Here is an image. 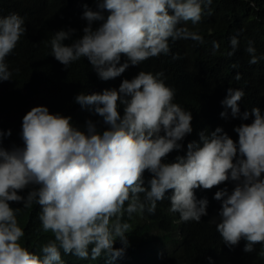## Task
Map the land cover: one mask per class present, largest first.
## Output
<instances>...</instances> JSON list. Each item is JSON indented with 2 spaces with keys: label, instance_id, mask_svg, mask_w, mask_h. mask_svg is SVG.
Here are the masks:
<instances>
[{
  "label": "clouds",
  "instance_id": "obj_1",
  "mask_svg": "<svg viewBox=\"0 0 264 264\" xmlns=\"http://www.w3.org/2000/svg\"><path fill=\"white\" fill-rule=\"evenodd\" d=\"M211 5L212 0H98L96 11L83 5L82 36L72 39L71 28L53 34L51 56L66 69L86 58L98 78L109 81L130 66L167 56L170 41L204 44L187 24L211 16ZM25 34L24 17L0 16V81L12 80L6 57ZM238 35L230 39L229 56L239 48ZM218 47L214 41L213 52ZM245 51L249 64L264 60L251 41ZM166 80L163 71H139L118 88L78 93L75 103L99 117L86 120L82 128L73 125L71 116L37 106L22 118L21 146L4 147L11 130L0 131V264H65L62 252L80 260L104 257L113 264L128 247L131 225L125 216L154 214L171 190L169 211L180 222L199 223L208 214L209 201L198 199L195 190L225 182L233 185L231 191L223 187L213 197L220 202L213 223L224 245L231 250L243 240L244 253L257 244L264 249V112L253 107L241 113L239 102L246 93L229 88L220 116L227 119L230 110L234 119L252 117L251 123L234 127L238 139L221 127L205 129L198 141L187 144L184 155L167 162L168 154L183 150L181 142L193 132V117L174 102L176 89ZM145 171L151 177L147 182ZM25 189L26 195L19 194ZM10 202L24 209L40 207L41 229L53 238L38 252L23 244L25 231L17 219L21 208ZM117 241L122 247L114 248ZM259 255L264 257V251Z\"/></svg>",
  "mask_w": 264,
  "mask_h": 264
},
{
  "label": "trees",
  "instance_id": "obj_2",
  "mask_svg": "<svg viewBox=\"0 0 264 264\" xmlns=\"http://www.w3.org/2000/svg\"><path fill=\"white\" fill-rule=\"evenodd\" d=\"M98 0H0V16L18 13L25 18L26 34L12 54L6 57L12 80L0 81V131L11 130V136L4 139L3 146L22 145L19 138L23 116L33 107L45 106L50 113H61L72 117L76 127H83L88 119L98 120L86 109L74 101L80 93L91 94L104 89L118 88L123 79H132L139 71L161 72L167 77L166 83L176 89L174 102L191 111L193 132L181 142L182 151L168 154L167 162L178 155H184L187 144L198 141V133L207 129L214 131L221 127L234 141L238 135L234 127L249 120L222 118L224 111L221 101L229 88H242L246 95L239 102L240 112L259 107L264 112V60L249 64L250 56L245 51L248 42H253L257 55H264V0H212V15H205L197 25L189 21L190 31L198 32L205 43L199 44L191 39L170 41V53L150 58L139 66H130L120 77L101 81L85 58L72 63L67 69L51 56L50 39L56 31L74 29L72 39L82 36L86 21L81 19L87 5L96 11ZM254 3L255 7L250 4ZM99 22H94L97 27ZM238 35L239 48L234 55L230 39ZM219 47L213 52V42ZM71 43V40L65 41ZM179 57L173 59V56ZM123 62V56H122ZM237 65L233 68L232 65ZM18 69V71H17ZM239 73L241 78L234 77ZM123 111L121 109V115ZM145 182L150 174L145 171ZM229 182L211 189H197L198 199L209 201L207 215L199 223L180 222L179 215L169 211L170 202L166 193L164 200L157 203L154 214L145 212L142 216H125V222L131 225L127 235L128 247L123 258L113 264H264V251L260 244L255 245L251 253L242 251L244 241L229 249L224 245L213 223L220 202L213 197L220 188ZM28 189L19 193L26 195ZM13 208H21L17 216L18 223L25 231L23 244L33 251H39L42 244L53 238L44 233L39 220L40 207L24 209L22 204L10 202ZM122 247L117 241L114 248ZM65 264H107L104 257L97 260H80L72 255L61 253Z\"/></svg>",
  "mask_w": 264,
  "mask_h": 264
}]
</instances>
